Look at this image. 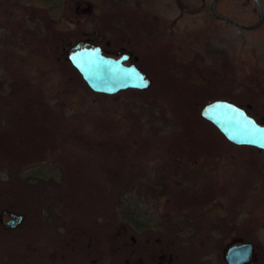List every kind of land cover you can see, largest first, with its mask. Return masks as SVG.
Returning <instances> with one entry per match:
<instances>
[{"label": "rangeland", "instance_id": "obj_1", "mask_svg": "<svg viewBox=\"0 0 264 264\" xmlns=\"http://www.w3.org/2000/svg\"><path fill=\"white\" fill-rule=\"evenodd\" d=\"M218 6L240 19L255 11L253 0ZM178 14L174 0H0V158L58 182L46 207L0 173V262L227 264L232 243L252 242L250 264H264V151L201 116L225 99L264 119V26ZM87 41L130 54L151 86L93 92L68 59ZM79 137L138 150L121 197ZM4 210L23 223L7 228ZM180 224L184 235L168 232Z\"/></svg>", "mask_w": 264, "mask_h": 264}, {"label": "water", "instance_id": "obj_2", "mask_svg": "<svg viewBox=\"0 0 264 264\" xmlns=\"http://www.w3.org/2000/svg\"><path fill=\"white\" fill-rule=\"evenodd\" d=\"M218 1L215 0L214 6ZM254 1L260 9L259 24L263 20V12L260 1ZM68 58L95 93L115 95L127 89L145 90L152 83L136 63L128 64V54L108 55L101 45L77 43L72 47ZM201 116L211 122L231 143L264 151V123L258 122L245 108L229 100L216 99L202 108ZM1 214L8 215L9 220L5 226L10 229L20 226L25 219L23 214L6 210ZM254 252L252 242H235L227 248L225 260L227 264H250Z\"/></svg>", "mask_w": 264, "mask_h": 264}, {"label": "trees", "instance_id": "obj_3", "mask_svg": "<svg viewBox=\"0 0 264 264\" xmlns=\"http://www.w3.org/2000/svg\"><path fill=\"white\" fill-rule=\"evenodd\" d=\"M182 1L184 2V0ZM248 104L252 105L251 102H248ZM242 107H244V105ZM246 110L250 115L257 119L258 122L264 123V119H258L257 116L251 112L250 108H246ZM78 145L83 151H86L97 160L99 169L106 181L121 197L125 192V169L133 161L139 158L138 150L130 145H124L114 141H101L98 143L91 142L84 137H79ZM24 170L25 167H22L19 163L15 161L9 163L2 162L0 158V173L5 172L8 179L26 182V184L30 186V189L36 199H38L42 205L50 207L54 203L53 192L58 186L56 179L52 176L43 178L42 176L38 177L32 173L24 174ZM203 170L204 172H208L206 168H203ZM203 178L204 177H202V179ZM122 216L127 221L129 219V221L135 226V229L142 230L144 228H150L147 224L142 223L137 218H134V215H130L129 218L128 216L125 217L123 214ZM170 221H172L171 215L169 213H164V215H162V222L164 225H167ZM167 230L168 232L170 231L171 233H176L177 235H184L185 233L183 232H186L182 224L176 228L169 226ZM6 260L0 262V264H49L43 257L38 258L35 255H22V253L18 256L10 257L9 261Z\"/></svg>", "mask_w": 264, "mask_h": 264}, {"label": "flooded vegetation", "instance_id": "obj_4", "mask_svg": "<svg viewBox=\"0 0 264 264\" xmlns=\"http://www.w3.org/2000/svg\"><path fill=\"white\" fill-rule=\"evenodd\" d=\"M221 1L223 0H219L214 6L215 0H213L212 3H208L206 2V0H203V6H201L202 3H199L200 5L197 6L195 2H191L190 0H184V2L182 0H174L175 8L179 12L178 16H182L184 14L202 13L205 18H208L210 20L226 21L229 24H232L239 28L247 29L249 31L259 29L260 27L264 26V7L261 0L259 1L261 3V10L263 12V20L259 24H257V22L260 19V9L254 0L253 2L255 5V11H253L252 13H246L247 17L243 19L235 18L230 11L219 8L218 5ZM179 18L180 17H178L176 20H178ZM83 44H93V43L87 41ZM124 54L127 53H122V55ZM127 62L128 64L132 63L130 54Z\"/></svg>", "mask_w": 264, "mask_h": 264}]
</instances>
